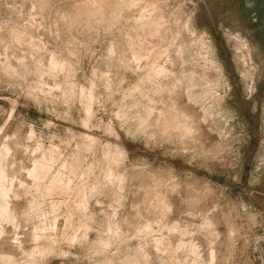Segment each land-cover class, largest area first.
<instances>
[{
	"label": "rangeland",
	"instance_id": "1",
	"mask_svg": "<svg viewBox=\"0 0 264 264\" xmlns=\"http://www.w3.org/2000/svg\"><path fill=\"white\" fill-rule=\"evenodd\" d=\"M247 1L0 0V264H264Z\"/></svg>",
	"mask_w": 264,
	"mask_h": 264
},
{
	"label": "crops",
	"instance_id": "2",
	"mask_svg": "<svg viewBox=\"0 0 264 264\" xmlns=\"http://www.w3.org/2000/svg\"><path fill=\"white\" fill-rule=\"evenodd\" d=\"M247 3H248V4H250V3H251V4H255V5H256V4L258 3V0H251V1H247ZM251 4H250V5H251ZM262 5H264V3H263V2H262ZM262 9L264 10V6L262 7ZM255 11H256V10H254V12H253V13L256 15V12H255ZM254 19H255V18H254Z\"/></svg>",
	"mask_w": 264,
	"mask_h": 264
},
{
	"label": "bare ground",
	"instance_id": "3",
	"mask_svg": "<svg viewBox=\"0 0 264 264\" xmlns=\"http://www.w3.org/2000/svg\"><path fill=\"white\" fill-rule=\"evenodd\" d=\"M3 193V192H2Z\"/></svg>",
	"mask_w": 264,
	"mask_h": 264
}]
</instances>
